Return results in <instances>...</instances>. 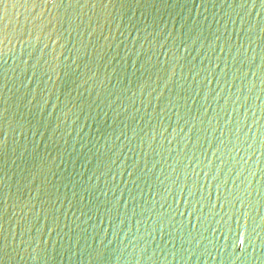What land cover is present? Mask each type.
Masks as SVG:
<instances>
[{
	"label": "water",
	"instance_id": "water-1",
	"mask_svg": "<svg viewBox=\"0 0 264 264\" xmlns=\"http://www.w3.org/2000/svg\"><path fill=\"white\" fill-rule=\"evenodd\" d=\"M0 264H264V0H0Z\"/></svg>",
	"mask_w": 264,
	"mask_h": 264
}]
</instances>
